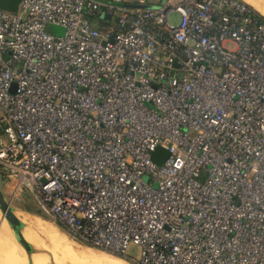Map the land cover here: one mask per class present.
Segmentation results:
<instances>
[{
    "label": "built area",
    "instance_id": "1",
    "mask_svg": "<svg viewBox=\"0 0 264 264\" xmlns=\"http://www.w3.org/2000/svg\"><path fill=\"white\" fill-rule=\"evenodd\" d=\"M149 4L0 7V175L132 264H264V14Z\"/></svg>",
    "mask_w": 264,
    "mask_h": 264
},
{
    "label": "rangeland",
    "instance_id": "2",
    "mask_svg": "<svg viewBox=\"0 0 264 264\" xmlns=\"http://www.w3.org/2000/svg\"><path fill=\"white\" fill-rule=\"evenodd\" d=\"M16 1L17 0H0V7L6 8V6L14 5ZM149 1H150L149 5L155 4L154 0H149ZM248 2L251 4V6L257 9V6L256 4H254L253 0H250ZM167 20L170 25H176L179 21V16L175 11H170L167 14ZM46 30L54 35H61L64 32L63 27L59 25H54V24H48L46 27ZM165 157H166V152L161 147H156L151 153L152 160L155 161L157 164H161ZM0 192L2 193L5 201L9 204V206L15 212V215L23 223L21 234L24 237V239L29 243L30 249L31 250L33 248L36 249L38 252H40L39 255H42V257H45L47 259V260H40V262L41 261L43 262L42 264H83L82 262H88L86 260L79 259L71 263V260H69L68 258L62 257L61 255H57L52 249H50V247H47L45 245V242L46 244L47 242H50L49 240H46V237H45L47 233L49 234V232L47 230H46L47 231L46 233L43 232L46 227L48 229L50 228L49 231L52 229L51 233H53L54 235L58 237L62 236L60 238L70 239L75 242H78V241L72 239L71 236L65 232V230L62 228V226L59 223H57L49 214L41 210V208L39 207L37 203L36 198L30 191L23 190L22 192H17V193L13 192L12 185L0 175ZM5 230H14V229L11 226L9 220L7 218H4L2 212H0V232H3ZM25 232L26 233L28 232L30 234L28 233L26 234ZM43 234H45V236ZM84 245L86 244L84 243ZM87 246L90 247V249H92L93 253H95L94 257H98L99 255H101V253L104 254L102 249L100 250L99 248L95 249L93 248V246L91 247L88 244ZM1 247L4 248L5 246L0 245V248ZM31 250L29 251V253H27L22 246L18 248H14L13 250L6 251L3 257L0 256V260L4 259L3 260L4 262L6 263L10 262V264H18L20 263V260L26 261V258H32L34 260H37V256L32 254ZM128 253L131 254L132 256L137 257L138 256L137 247L130 246V248L128 249ZM53 254L55 257H53ZM106 256L112 257L113 255L108 252ZM117 256L118 255H116V257ZM61 258L65 260L67 263H65L64 261H62L61 263ZM118 258L126 260L125 258L121 256H118ZM103 259L106 261H109V259H107L105 255L103 256ZM29 262L33 263V261H29ZM84 264H94V263L89 262V263H84Z\"/></svg>",
    "mask_w": 264,
    "mask_h": 264
},
{
    "label": "bare ground",
    "instance_id": "3",
    "mask_svg": "<svg viewBox=\"0 0 264 264\" xmlns=\"http://www.w3.org/2000/svg\"><path fill=\"white\" fill-rule=\"evenodd\" d=\"M245 2H247L249 5H251L248 1L250 0H244ZM262 4H264L263 2H261ZM253 7V6H252ZM254 8V7H253ZM255 10H257L258 12L264 14L263 11H260L259 9L254 8ZM0 212H2V210L0 209ZM3 214V213H2ZM15 214V213H14ZM4 218H7L6 216H4ZM17 217V216H16ZM19 219V218H18ZM7 221V220H6ZM8 223V222H7ZM5 227V226H4ZM23 228V227H22ZM21 228V230H22ZM36 228V227H35ZM47 228V227H46ZM43 231V232H49V234L47 233V235L45 236V234H43L46 237V240H49L50 242H45V245L47 247H50V249H52L57 255H61L62 257L68 258L69 260H71V263L74 262L75 260H86L88 262H82L84 263H94V264H132L131 262H129L128 260H123L118 258V256L116 257L115 254L109 252L110 254H112L115 257H111V256H106V254L108 253V251L103 250L104 254L101 253V255H99L98 257H94L95 253H93L92 249H90V247L78 242H75L73 240L70 239H64V238H60L56 235H54L53 233H51V230L49 231V229L47 228ZM4 230V229H3ZM25 230V229H24ZM31 230V229H30ZM39 230V229H38ZM47 230V231H46ZM29 231V230H28ZM23 233V232H22ZM26 233V232H25ZM28 233V232H27ZM26 233V234H27ZM34 233V232H33ZM32 233V234H33ZM25 234V235H26ZM30 234V233H28ZM59 234V233H58ZM27 236V235H26ZM33 239V238H32ZM37 240V239H36ZM45 240V241H46ZM33 241V240H32ZM39 242V241H38ZM43 242V241H42ZM0 245L5 246L4 248H0V256L3 257L4 253L6 251H10L13 250L14 248H18L21 247L22 245L20 244V242L17 239V236L15 234L14 230H5L3 232H0ZM90 246V245H89ZM92 247V246H91ZM95 249H98L96 247H93ZM31 250V249H30ZM100 250V249H99ZM106 251V253H105ZM32 254L37 256V260H34L32 258H26V261L20 260L21 264H28L29 261H33V264H42L43 262L40 260H47L45 257H42V255H39L40 252H38L36 249H32L31 250ZM9 254V253H8ZM105 255V257H107V259H109V261H106L103 259V256ZM53 257L54 254H53ZM19 258V257H18ZM4 259L0 260V264H10L6 263L3 261ZM8 261V260H6ZM62 261H64L65 263H67L65 260H63L61 258V263ZM126 261V262H125ZM18 263V264H20Z\"/></svg>",
    "mask_w": 264,
    "mask_h": 264
},
{
    "label": "water",
    "instance_id": "4",
    "mask_svg": "<svg viewBox=\"0 0 264 264\" xmlns=\"http://www.w3.org/2000/svg\"><path fill=\"white\" fill-rule=\"evenodd\" d=\"M0 209L2 210V213L4 214V216L7 217V219L9 220V222L11 224V226L15 230L18 241L20 242V244L22 245V247L25 249V251L27 253H29V251H30V245L24 239V237L21 234V228L23 226V223L18 219V217H16V215L14 214L15 212L12 210V208L9 206V204L5 201V199H4V197H3V195H2L1 192H0ZM65 232L68 235H70L66 230H65ZM71 238L74 239V240H76V241H78V242H80V243H83V242L77 240L76 238H74L73 236H71ZM28 264H33V263L32 262H29Z\"/></svg>",
    "mask_w": 264,
    "mask_h": 264
},
{
    "label": "crops",
    "instance_id": "5",
    "mask_svg": "<svg viewBox=\"0 0 264 264\" xmlns=\"http://www.w3.org/2000/svg\"><path fill=\"white\" fill-rule=\"evenodd\" d=\"M148 2H150L149 0H147ZM155 2V5L158 4V1L159 0H154ZM254 1V4H256L257 6V9H259L260 11H263L264 12V4H262L261 2L264 3V0H253ZM18 0L15 2L14 5H9V6H6V8H9V9H14L16 4H17Z\"/></svg>",
    "mask_w": 264,
    "mask_h": 264
},
{
    "label": "trees",
    "instance_id": "6",
    "mask_svg": "<svg viewBox=\"0 0 264 264\" xmlns=\"http://www.w3.org/2000/svg\"><path fill=\"white\" fill-rule=\"evenodd\" d=\"M18 1H19V0H18ZM17 4H18V2H17ZM17 4H16V6H17ZM16 6H15V7H16ZM7 9H9V8H7ZM118 256H120V255H118Z\"/></svg>",
    "mask_w": 264,
    "mask_h": 264
}]
</instances>
